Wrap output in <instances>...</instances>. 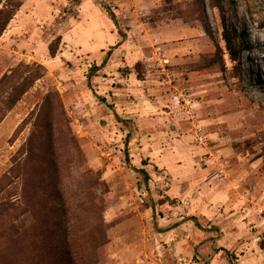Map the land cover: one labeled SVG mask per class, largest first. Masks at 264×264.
<instances>
[{
	"label": "rangeland",
	"instance_id": "obj_1",
	"mask_svg": "<svg viewBox=\"0 0 264 264\" xmlns=\"http://www.w3.org/2000/svg\"><path fill=\"white\" fill-rule=\"evenodd\" d=\"M35 1L0 0V264H264V0Z\"/></svg>",
	"mask_w": 264,
	"mask_h": 264
},
{
	"label": "trees",
	"instance_id": "obj_2",
	"mask_svg": "<svg viewBox=\"0 0 264 264\" xmlns=\"http://www.w3.org/2000/svg\"><path fill=\"white\" fill-rule=\"evenodd\" d=\"M21 5V3H17L14 5L13 10L10 12V14L6 15L4 17V19L0 22V33L6 28V25L8 24V22L10 21V19L13 17V14L15 12V10H17L19 8V6ZM0 13L2 14L3 11H0ZM113 18H114V14L111 12ZM227 41L229 42V39H227Z\"/></svg>",
	"mask_w": 264,
	"mask_h": 264
},
{
	"label": "crops",
	"instance_id": "obj_3",
	"mask_svg": "<svg viewBox=\"0 0 264 264\" xmlns=\"http://www.w3.org/2000/svg\"><path fill=\"white\" fill-rule=\"evenodd\" d=\"M41 1H42V0H36V1H35L36 5H37V9H38L41 13H43V14H47V13H44V12L41 10V8L39 7V4H40ZM53 1H54V0H51V5H50V7H49V11H48V12H50V8H51V6H52ZM85 3L89 4V0H85ZM98 67H100V66H95V68H97V69H98Z\"/></svg>",
	"mask_w": 264,
	"mask_h": 264
}]
</instances>
